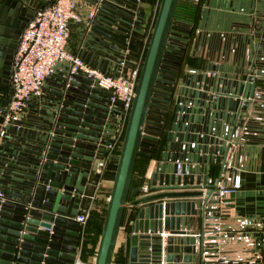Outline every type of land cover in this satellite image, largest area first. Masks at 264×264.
<instances>
[{
  "label": "water",
  "instance_id": "95a60500",
  "mask_svg": "<svg viewBox=\"0 0 264 264\" xmlns=\"http://www.w3.org/2000/svg\"><path fill=\"white\" fill-rule=\"evenodd\" d=\"M51 1L0 0V112L13 91L8 64L22 29L37 10ZM176 1H159L120 151L113 160L115 174L91 264H112L125 209L136 204L125 264H205L204 257L209 256L204 238L212 235L205 234L204 226L215 225L206 219L218 215L205 212L217 210L208 203L219 199L210 197L216 195V182L209 180L206 165L201 171L199 163L183 165L182 172L187 168L189 175L179 176L175 175L177 164L161 161L160 154L150 183L152 189H161L128 199L136 157L152 153L163 124L154 113H164L159 108L167 107L170 93L171 86L157 80L164 74L159 72L162 60L171 61L166 56L170 53L165 52L168 39L184 42L188 34L172 27ZM131 6L128 0H114L96 17L92 31L97 36L91 35L85 45L92 50L91 59L102 66L114 58L112 51L123 49L124 43L115 34H125L133 17L128 12ZM70 80L67 87L60 83L61 89L46 105L42 125L32 126L30 136L35 147H24L32 154H14L27 157L29 162L0 159V190L4 191V198H0V264H74L77 257L81 225L71 215L77 213L73 205L81 197L74 192L85 188L81 180L89 176L103 140L110 99L105 90L92 84L90 77L75 74ZM2 116L0 113V123ZM20 132L28 134L25 129ZM167 197L177 199L162 201ZM194 218L199 228L190 232Z\"/></svg>",
  "mask_w": 264,
  "mask_h": 264
},
{
  "label": "built area",
  "instance_id": "2783aa9c",
  "mask_svg": "<svg viewBox=\"0 0 264 264\" xmlns=\"http://www.w3.org/2000/svg\"><path fill=\"white\" fill-rule=\"evenodd\" d=\"M111 2L114 0H53L43 5L28 20L12 58L10 81L13 91L2 112L0 143L7 136L9 129H24L22 117L27 103L42 93L46 79L55 73L58 66L63 65L64 87L71 83L70 79L75 74H81L92 78L93 85L107 91L110 108L106 116L103 140L100 142L93 166L97 172L102 173L107 163L116 158L117 145L125 128L135 92L139 57L133 66L127 67L124 49L115 50L111 52L114 58L102 66L101 62L87 59L82 53L67 46L74 23L84 25L81 45L86 46L97 15ZM188 41L187 34L184 46H187ZM249 43L251 46L241 53L242 57L239 58L236 68L227 69L223 65L224 48L217 47L218 44L214 45L210 39L207 41L205 36L199 40L195 33L188 49L189 53L197 58V64L184 65L183 73L176 79L171 92L173 111L161 151V161L175 162V175L179 176L184 173L189 175L187 168L182 172L183 165L194 166L199 163L200 171L203 165H206L209 180L216 182L218 203L226 202L225 199L240 187V176L237 172L231 173L228 180L223 181L222 177L253 111L256 94L261 86L255 67L258 46L254 41ZM147 170L149 169H146L147 180L142 181L139 187L143 195L161 189L151 188L152 172ZM97 189L89 206L80 208L73 216L81 225L80 243L74 264H91L80 259L79 253L84 239L83 227L86 225L92 202L97 196ZM0 198H4V191L0 190ZM168 199L177 198L167 197L162 201ZM217 210L223 212L224 206L218 205ZM208 226H214L215 229H208ZM204 230L205 234L212 235L206 238L205 242L208 244H204L205 247L218 242L217 235L211 234L219 230L218 225H205ZM207 257H204V260ZM208 263L209 260H205V264Z\"/></svg>",
  "mask_w": 264,
  "mask_h": 264
},
{
  "label": "crops",
  "instance_id": "0c3cea01",
  "mask_svg": "<svg viewBox=\"0 0 264 264\" xmlns=\"http://www.w3.org/2000/svg\"><path fill=\"white\" fill-rule=\"evenodd\" d=\"M81 1L88 2V0ZM128 1L133 5L131 6L132 9L128 10L129 14L133 16L130 19L131 23L125 28V34H115V37L124 43V56L127 58L126 66L131 67L138 59L144 43L146 24L148 19L152 17L154 1ZM83 26L81 23L72 24L67 46L69 49L82 53L85 58L91 59V48L81 45ZM90 34L97 36L94 31H91ZM196 34L199 40L203 36L207 37V41L213 37V44H218L217 47L224 48L225 60L223 65L227 69L236 68L239 58L242 57L241 53L243 54L251 46L249 42L253 43L254 41L258 46L255 67L261 86L256 94L253 111H251L240 134L227 171L222 177V180L225 181L230 179L231 173L237 172L241 184L235 192L225 199L226 202L208 203L210 206L217 207L222 204L224 210L223 212L219 210L205 212L207 215H218L217 218L210 216L206 220L214 221L219 226L218 231L211 232V234L217 235L218 242L208 246L213 248L207 250L206 253L209 256L205 260H209L210 263L208 264H264V0H203ZM111 64L110 68L112 67ZM64 80L65 67L60 65L55 73L46 79L42 93L27 103L22 120L25 125L24 129L28 134L20 132L24 129L20 130L19 133L9 129L7 136L0 143V159L29 162L27 157L22 159L16 155L32 154L24 148L35 147V140L30 136L31 128L33 125H42L43 116L46 115L44 109L47 104L52 102L57 91L61 89L60 83H64ZM156 161L157 157L151 159L149 168L147 166L148 172L153 171ZM3 166H9V164L3 163ZM81 169L89 168L81 166ZM115 169L116 163L112 160L107 163L102 173L97 172L92 166L89 169V176L82 177L81 183L85 186L84 190H75L74 192L80 195L81 201L74 203L73 207L79 210L89 206L97 187L96 198L108 199L109 194L106 195V190L109 189L110 192ZM146 174L145 171L143 181L147 180ZM142 195L140 191L136 197ZM210 197L215 198L216 195ZM94 202L95 199L92 206ZM62 203L68 204V201L62 200ZM137 208L138 205L136 204L130 205L126 209L131 210L134 214ZM125 214L127 216L128 212L126 211ZM73 216L72 214L71 217L73 218ZM213 227L208 226V229H215ZM198 228V219L194 218L190 232H197ZM84 232L85 226L83 227ZM129 233L130 229L126 230L125 225L122 224L115 250L120 246H123L124 251L126 250ZM204 241H207L206 238ZM83 253L82 246L79 253L82 260ZM93 259L94 257H92ZM83 261L91 262L90 260Z\"/></svg>",
  "mask_w": 264,
  "mask_h": 264
},
{
  "label": "trees",
  "instance_id": "16d2710c",
  "mask_svg": "<svg viewBox=\"0 0 264 264\" xmlns=\"http://www.w3.org/2000/svg\"><path fill=\"white\" fill-rule=\"evenodd\" d=\"M153 1H154L153 6L155 8L156 5L158 6L159 0H153ZM202 1L203 0H177L175 4L173 18H172V27L173 28L176 27L177 29H182L183 31L187 32L189 35V41L187 43V46H185L184 65L197 64V58L189 53L188 48L196 33L197 23L200 18ZM153 12L154 13H152V17L147 21L145 35H144L145 40L141 47V50L144 49L143 51L144 54L150 37V32L153 26V22L155 19V13H156L155 9ZM189 25L190 27H188ZM143 58L140 61L139 71L143 62ZM172 111L173 109L170 108L167 114L165 127L161 130L152 153L150 155H147L145 153H139L137 155L134 165L133 175L131 179V188L129 190L128 199L135 198L139 194L140 190L138 188V185L143 181L144 173L147 169L150 159L155 157L158 158L160 156L162 147L165 142L167 126L172 116ZM123 134H124V130L117 145V149H116L117 153H119L120 151ZM108 194H109V189L106 190V195ZM106 204H107L106 198L97 197L95 198L94 205L90 209V213L85 225L84 239L82 242V246L84 249V253L82 255L83 260H90L91 262L94 260V259L92 260V257H94L96 253V248L98 245L99 236L105 215ZM126 211L128 212V215L126 216L127 213L124 214L122 224L125 225L126 230H129L130 229L129 221L133 218V212L131 210L129 211V209H125V212ZM125 263H126V254L123 246H120L113 252L112 264H125Z\"/></svg>",
  "mask_w": 264,
  "mask_h": 264
},
{
  "label": "flooded vegetation",
  "instance_id": "af4514ba",
  "mask_svg": "<svg viewBox=\"0 0 264 264\" xmlns=\"http://www.w3.org/2000/svg\"><path fill=\"white\" fill-rule=\"evenodd\" d=\"M28 22V21H27ZM26 25V24H25ZM24 25V26H25ZM24 28V27H23ZM175 29H177L176 27H175ZM23 30V29H22ZM178 30H180V31H183L182 29H178ZM175 35H177L176 33H174ZM182 42V45H180V43ZM167 46H169V48H165V52H167V53H170L169 55L168 54H166V56L169 58V59H171V61H164V60H162V62H161V64H160V69H159V72H162V73H164V74H166V75H159V77H161V78H165V79H169V80H172L173 81V83L172 82H169V81H166V80H163V79H157V80H159V82H161V83H163V84H168V85H170L171 87H169L168 89L170 90V93H168V95H169V97H168V102L166 103L167 104V107L165 108V109H163V108H159V109H161V110H163L164 111V113L162 114V115H159V114H157V113H154V115H157V116H160L161 117V123H163L162 124V126H161V129H160V132H161V130L165 127V123H166V118H167V114H168V112H169V109L172 107V101H171V92H172V90H173V87H174V83H175V81H176V79L177 78H179L181 75H182V73H183V70H184V53H185V46L183 45V41H181V40H178V39H176V38H173V37H169V39H168V42H167ZM171 47V48H170ZM176 49H183V51H178V50H176ZM15 51V50H14ZM13 54H14V52H13ZM165 55V54H164ZM180 55V56H179ZM12 58H13V55L11 56V58L9 59V71L11 72V65H12ZM170 66V65H172L173 67H175L176 68V72H177V75H174L173 73H171L170 71H169V69H167V70H162L161 69V67L162 66ZM164 76V77H163ZM10 84H11V81H10ZM12 86V85H11ZM160 88H161V90L162 89H166V88H164L163 86H160ZM158 92V91H157ZM160 92V91H159ZM162 93V92H161ZM11 95V94H10ZM10 95H9V99H10ZM156 96L158 97V95L156 94ZM160 97V96H159ZM8 99V100H9ZM155 101H159V100H157V99H154ZM6 106V105H5ZM2 109H1V112L0 113H2L3 112V108L4 107H1ZM158 108V107H157Z\"/></svg>",
  "mask_w": 264,
  "mask_h": 264
},
{
  "label": "rangeland",
  "instance_id": "374dc122",
  "mask_svg": "<svg viewBox=\"0 0 264 264\" xmlns=\"http://www.w3.org/2000/svg\"><path fill=\"white\" fill-rule=\"evenodd\" d=\"M160 1V0H159ZM158 5H159V3H158ZM157 8H158V6L156 5L155 6V12L157 11ZM154 13V12H153ZM155 15H156V13H155ZM215 40H216V38H215ZM210 42H213V37H210ZM180 45H182V42L180 43ZM147 47V46H146ZM143 51H144V49L143 50H141L140 51V53H139V60L141 61L142 60V58L144 57V53H143ZM161 69L162 70H167V69H169V71L171 72V73H173L174 75H177V72H176V68L175 67H173L172 65H170V66H162L161 67ZM164 77V76H163ZM159 78H161V77H159ZM161 79H163V80H166V81H170L169 79L167 80V79H165V78H161ZM105 92H107V91H105Z\"/></svg>",
  "mask_w": 264,
  "mask_h": 264
}]
</instances>
